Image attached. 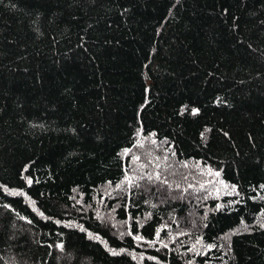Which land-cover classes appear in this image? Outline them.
I'll use <instances>...</instances> for the list:
<instances>
[{
    "label": "trees",
    "instance_id": "1",
    "mask_svg": "<svg viewBox=\"0 0 264 264\" xmlns=\"http://www.w3.org/2000/svg\"><path fill=\"white\" fill-rule=\"evenodd\" d=\"M262 224L264 0H0V264H264Z\"/></svg>",
    "mask_w": 264,
    "mask_h": 264
},
{
    "label": "rangeland",
    "instance_id": "2",
    "mask_svg": "<svg viewBox=\"0 0 264 264\" xmlns=\"http://www.w3.org/2000/svg\"><path fill=\"white\" fill-rule=\"evenodd\" d=\"M224 190L226 191V192H231V188L229 187V186H227L226 184H224ZM193 225V224H192ZM196 227V225H193V227Z\"/></svg>",
    "mask_w": 264,
    "mask_h": 264
},
{
    "label": "snow or ice",
    "instance_id": "3",
    "mask_svg": "<svg viewBox=\"0 0 264 264\" xmlns=\"http://www.w3.org/2000/svg\"><path fill=\"white\" fill-rule=\"evenodd\" d=\"M195 111H196V110H193L194 113H195ZM217 175H219V173H217ZM29 183H31V181H29ZM13 194H16V193H13ZM261 226L264 227V224H262ZM137 239H139V237H137ZM113 254L115 255V254H117V253L113 252Z\"/></svg>",
    "mask_w": 264,
    "mask_h": 264
}]
</instances>
